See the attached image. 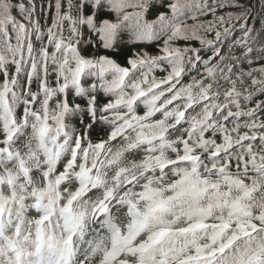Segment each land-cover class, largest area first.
I'll return each mask as SVG.
<instances>
[{"label": "snow or ice", "instance_id": "snow-or-ice-1", "mask_svg": "<svg viewBox=\"0 0 264 264\" xmlns=\"http://www.w3.org/2000/svg\"><path fill=\"white\" fill-rule=\"evenodd\" d=\"M0 264H264V0H0Z\"/></svg>", "mask_w": 264, "mask_h": 264}]
</instances>
